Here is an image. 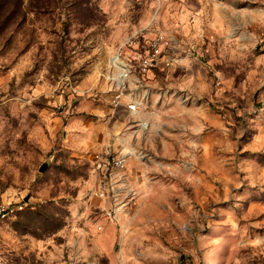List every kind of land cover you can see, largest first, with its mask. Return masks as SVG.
<instances>
[{"label": "rangeland", "instance_id": "374dc122", "mask_svg": "<svg viewBox=\"0 0 264 264\" xmlns=\"http://www.w3.org/2000/svg\"><path fill=\"white\" fill-rule=\"evenodd\" d=\"M141 27L178 60L133 111L99 71ZM0 264H264V0H0Z\"/></svg>", "mask_w": 264, "mask_h": 264}, {"label": "built area", "instance_id": "2783aa9c", "mask_svg": "<svg viewBox=\"0 0 264 264\" xmlns=\"http://www.w3.org/2000/svg\"><path fill=\"white\" fill-rule=\"evenodd\" d=\"M144 29L145 27H141L132 30L131 34L124 38L116 49L113 63L119 68V74L116 77H108L109 80L114 81L116 93L113 102L115 103L127 91V80L130 76L143 79L154 68L169 67L178 60L177 57L165 52L166 48L173 47L177 40L173 32L153 27L146 47L141 49L138 40ZM126 105L129 110L134 111L137 102L128 100ZM92 160L98 182L103 186L96 190V195L102 197L104 194L107 195V189L112 184L114 174L125 168V158L107 147L97 151ZM9 211L12 212L13 209L10 208ZM107 214L110 215V212Z\"/></svg>", "mask_w": 264, "mask_h": 264}, {"label": "crops", "instance_id": "0c3cea01", "mask_svg": "<svg viewBox=\"0 0 264 264\" xmlns=\"http://www.w3.org/2000/svg\"><path fill=\"white\" fill-rule=\"evenodd\" d=\"M115 52H116V50L113 53H111V57L109 58L108 62L105 63L103 66V69L99 71V73L101 75L99 77L102 78L103 81L101 79L100 80L103 82L104 87H106V92H107L106 97L111 103L113 102L114 95L116 93V89H115V86L113 85L114 81L109 80L108 77H112V76L116 77L119 74V68L117 66H115L113 63ZM159 68L162 70L161 66H159ZM153 71H156L155 68L153 69ZM147 76H149V73L147 74ZM144 79L145 78L142 79V78H137L135 76H130L127 80V91L125 92V94L123 96H121L118 99L117 103H123V102L127 103L128 100L132 101L133 99L131 98L132 96L129 95V94H131L129 89H131L132 92L134 93L135 92L134 90H136L137 87L143 86V84H144L143 80ZM152 80H151V82H152ZM121 155H123L124 158L126 156L125 154H121ZM149 161H150V158H146L144 161L139 160L137 162L139 164L141 163V165H147V164H149ZM125 168H126V163H125ZM125 168L122 171H124ZM141 178L142 177L140 176L139 173L136 175H133V174L130 175V174H127V172H126V175L123 174V176L120 178L116 177L114 175V177L112 178V184H114V186H112V189H115V190L108 188L109 189V190L107 189L108 196L110 195L111 197L119 198L120 195H122V196L125 195V197H127L128 195H134L135 192L137 191L138 187H139V186H137V183L142 182ZM113 191H114V193H113ZM110 193H112L113 195ZM109 228L110 227H107L103 231H101L100 233L97 234V237H98L100 242L103 241L108 236L107 232H108V230H110Z\"/></svg>", "mask_w": 264, "mask_h": 264}, {"label": "water", "instance_id": "95a60500", "mask_svg": "<svg viewBox=\"0 0 264 264\" xmlns=\"http://www.w3.org/2000/svg\"><path fill=\"white\" fill-rule=\"evenodd\" d=\"M45 167H46V164H45V163L42 164V165L39 167V171H43V170L45 169Z\"/></svg>", "mask_w": 264, "mask_h": 264}, {"label": "bare ground", "instance_id": "6f19581e", "mask_svg": "<svg viewBox=\"0 0 264 264\" xmlns=\"http://www.w3.org/2000/svg\"><path fill=\"white\" fill-rule=\"evenodd\" d=\"M114 59H115V56H114ZM114 59H113V60H114Z\"/></svg>", "mask_w": 264, "mask_h": 264}]
</instances>
